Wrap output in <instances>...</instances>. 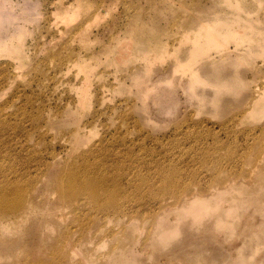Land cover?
<instances>
[{
  "label": "rangeland",
  "instance_id": "obj_1",
  "mask_svg": "<svg viewBox=\"0 0 264 264\" xmlns=\"http://www.w3.org/2000/svg\"><path fill=\"white\" fill-rule=\"evenodd\" d=\"M1 5L0 45L22 34L27 56L19 59L27 62L19 65L8 52L10 59L6 53L0 57V104L10 128L30 135L11 136L10 142L6 134L0 147L8 155L0 168L6 172L11 160L15 170L29 159L32 165L26 171L20 166L12 176L29 177L39 189L36 212L18 233L7 235L13 242L0 247V264L127 259L121 264H264V205L258 210L253 201L237 208L233 230L209 219L200 226L184 221L166 244L152 241L150 222H142V216L151 219L166 206L164 216L173 221L174 205L191 191L206 193L216 184L228 191L227 203H234L240 197L237 187L251 186L242 175L261 167L264 154V100L254 107L264 86V0H2ZM62 9L73 14L64 30L61 20L68 17ZM77 54L78 70L65 64ZM89 65L90 97L77 105L67 85L79 89ZM189 67L198 68L195 76ZM85 126L91 128L88 135ZM72 131L87 135L88 143L77 144ZM93 142L101 146L89 157L97 163L95 174L124 191V211L134 217L136 232L128 225L124 230L122 219L94 233L101 220L94 221L97 212L89 205L76 212L65 209V222L49 226L53 232L41 221L46 208L57 209L54 174L94 148ZM44 161L52 162L47 171L39 169ZM250 232L256 236L248 238ZM64 234L72 237L71 244L80 235L78 251L67 256L55 250ZM114 245L122 248V256L110 253Z\"/></svg>",
  "mask_w": 264,
  "mask_h": 264
},
{
  "label": "bare ground",
  "instance_id": "obj_2",
  "mask_svg": "<svg viewBox=\"0 0 264 264\" xmlns=\"http://www.w3.org/2000/svg\"><path fill=\"white\" fill-rule=\"evenodd\" d=\"M1 3H2V0H0V8L2 6ZM67 7L68 6H66V8ZM64 9H62V15L63 14L65 15L67 10H70V13L71 12L75 13L74 11L76 10L75 9L73 11L72 8L71 9L67 8V9H65L66 12L64 13L63 12ZM101 10H103V9H101ZM66 15L65 16L68 17L69 19L64 17L66 19L65 20L66 22L64 20H61V22L63 21L64 24L67 25V23H69V21L71 19L73 20V18H72L73 14H71V17H69L70 14L68 15V13ZM1 18H2V15L0 13V19ZM13 19H15V18H13ZM136 19L138 20V18H136ZM139 19H140V17H139ZM67 20H69V21H67ZM133 22H136V20ZM225 23H226L225 25H227L226 27L230 26V23L229 24H228V22H225ZM138 24H139V22H138ZM68 26H70V24H68L66 27H64V25H63L62 26L63 30L65 28L67 29ZM59 29L60 28H57L58 32H59ZM17 30H19V29H17ZM63 30L60 33V35H62ZM219 30H220V28H219ZM219 30L217 29V31H219ZM15 31H14V33H15ZM20 31L18 32L19 34H20ZM66 31H68V30H66ZM66 31H64V32H66ZM16 33H15V36H16ZM73 33H74V31H73ZM73 33H71V35ZM21 35L20 36L18 35L19 37L17 38V36L15 37L12 34V36H14L13 42L8 41V44L6 42V43H3L4 46H3V44L0 45V49L3 50V53L0 50V54L2 53L0 55V57L2 55H5V53H6L7 57L9 55H11V57L13 56V58H14V56H15L14 59H17V61L19 60V65H22L27 60V59L24 60V62L23 63L21 62V64H20L19 58H21L22 56L23 57L27 56V55H25L26 53L24 54V51H23L24 55H22V50L24 48L22 47ZM79 35H80V33H79ZM12 36L10 37V35H9L8 38L11 39ZM14 38L16 39V42H15ZM72 40H73V38L70 39V41H72ZM5 48H7V49H5ZM151 48H153V47H151ZM4 49H5V51H4ZM7 52L9 55H7ZM11 57H8V58L10 59ZM23 57H22V59H23ZM12 59H11V61H12ZM80 60L82 61L80 56H78V54H77L74 57H72L71 59H66L65 64L67 66L68 65H70V66L74 65L73 67H76L75 65H77L76 69L78 70V67H80ZM14 62L15 61L13 60V64H14ZM0 64H1V62H0ZM2 64L6 65V63H4V62H2ZM63 65H64V62H63ZM66 65H65V67H66ZM14 66L16 68L17 65L15 64ZM71 68L72 67H70V69ZM191 68L189 67L188 69L190 70ZM67 69H69V68H67ZM67 69L65 68L66 71H64V72H67ZM92 69L93 68L89 65L87 67V71H86L87 73H84V75L87 74L84 77V80L82 78L83 81L82 82H80L81 80L79 81V84H81V83L82 84L80 85L79 89H77L78 90V93H77L78 96L75 92V90H76L75 88H78L77 85L75 86L74 89H72L73 85H71V86L67 85L68 88L71 87V89L69 88L70 92H71V90H74V93L76 95L75 99H76L77 105H79L81 102L84 105L86 102V99H88L87 96L90 97L89 95H87L89 93V91H87V90H89L88 87L90 85V82H89L90 77L88 78V74L90 72H92ZM197 69L196 68L191 69L190 73L192 72L193 75L194 74L196 75V72L198 71ZM11 73L15 76L14 71L11 70ZM78 73L79 72H77V74ZM188 73H189V71H188ZM75 74H76V72H75ZM147 74H149V73H147ZM193 75L191 74V76H193ZM76 77L77 76H75V78ZM140 77H142V75H140ZM189 77L190 76H188V78ZM135 78H136V76H135ZM144 78H145V75H144ZM147 78L148 77L146 76L145 80H148ZM137 79H139V76H138V78H136V80H134V82L138 81ZM142 79H141V83H142ZM226 81H228V80H226ZM229 81H230V83L231 82L233 83V80L232 79L230 80V78H229ZM139 83L140 82L138 81V84ZM230 83H228V84H230ZM135 84H137V83H135ZM225 84H227V83H225ZM1 87H2V83L0 81V90L2 89ZM142 88H143V85H142ZM145 88L147 89V87H145ZM67 92H68V90H67ZM201 93H203V92H201ZM198 94H200V93H198ZM256 97H257V99L255 100L254 107H256L259 102L264 100V86H262L261 91H257ZM89 100H90V98H89ZM87 102H88V100H87ZM82 104H81V106H82ZM81 106L78 107V109H80ZM260 108L261 107L259 106L258 109H260ZM6 114H7V112L5 111V107L0 104V141H3L4 143L6 142V134H7L8 141H10V142L12 140L11 136H14V138H18L19 135L23 134L25 137H29V135H30L29 132L24 128H22V129L19 128V131H17L16 128H14V127L10 128V126L7 122L8 120L6 119ZM86 128L89 129V127H86ZM88 129H86V131H88L87 135L89 133H91L90 132L91 128L89 130ZM262 134L264 136V129L262 130ZM87 135H82V134L79 135L77 132H74V131L71 132V136L74 137V140L77 142V144H85L86 141H84V139L87 137ZM76 142H75V144H76ZM17 143H19L20 145H23L20 143V141ZM71 143H72V141H71ZM87 143L88 142H86V144ZM94 143L95 142H93V146L90 145L91 147H94V148H90L88 150H85L84 152L81 151L82 152L81 156H80V154L78 156H74V159L71 162V164L68 163L65 167L61 166V167H59L58 171H56V173L54 174V176H55L54 188L56 189V191L58 193L57 209H55L54 207H51L49 209L43 208L42 210L45 209V211H44L45 219L44 220L42 219L41 221H42L43 225H45L47 228L49 226L53 225L54 223H55L54 227H56V226H59L56 223H58L59 221H60L59 223H61V220H62L63 216L65 215V209L72 210L73 212H76L77 210H80V206L89 205L90 208L94 209L97 212L96 214L98 215V216L95 215L94 221L96 219L101 220L100 226L95 229L94 233H97L100 230L102 231L103 227L108 226L112 221L115 224L114 220H117V222H120V220L122 221V219H123L124 223H127L124 227V230H128V228H130L132 230L131 231L132 233L135 231V229L138 231L139 228L137 229L134 225V223H135L134 217H131L129 214L127 215V213L124 211L126 208V206H124V202L127 199L124 197L125 196L124 191L121 188H119V185L117 183L111 184L110 182H108L107 178H101V177L96 176L95 170L97 167V163L94 164V162H90L89 157H91V155L93 154V152L96 148H98V152H99L101 146L99 147L100 144H98V143L94 144ZM70 145L71 144L69 141L68 142V146H69L68 148H70V150H71ZM28 146L29 145H27V147ZM78 146H76V147L74 146V147L78 149L80 147V146L79 147ZM14 148H15V146H14ZM15 150H16V148H15ZM18 151H20V150H17V152ZM98 152H97V155H98ZM2 153H4L3 156H2ZM0 155H1L0 156V164H1L2 158L5 157L6 155H8V153L0 147ZM109 155H110V153L106 154V156H109ZM261 155H263V157L261 156L263 158L262 159L263 161L260 160V161H262L261 163H263L261 165V167H259V168L257 167V170H253L254 168L252 170L250 169L249 172H244L245 174L242 175L243 177H245V175H247L248 176V178H246L247 182H252V184H251V186L237 187L238 188L237 192L239 193L240 197H239V199L235 198L237 200H231V201H234V203H227L226 194L228 193V191L226 189L221 188L218 185L214 184L211 186V188H209V190L206 193H202L199 191H191L189 193L181 195L178 202L176 203V205H174L175 210H176V215L174 217V220L171 222L167 221L168 219L166 218V216H164V212H165V210H167V206L163 209H160L156 213V215L153 216L151 219H148L147 217L142 216V222L143 223L150 222L149 235L151 236V240L157 241V244H166L170 240L171 237L175 236L178 232H180V230H181V228H180L181 224L180 223H182L184 221H188V223H190V226L194 225L196 223H197V226H198V224L200 226L202 221H204V220L207 221L209 219V220L213 221L215 226H225L226 229L233 230L234 228H236L235 220L239 217V213H238L239 210H237L238 207L246 204L249 201H253L257 205L258 210H261L262 205H264V154H261ZM80 159L82 160V163H80ZM52 160H56L54 155H52ZM29 161L30 160L27 159L26 161L22 162V164L20 165V166H22L20 168V170L26 171V169H28V167L30 165H32V164H27ZM85 163H87V164L85 165ZM12 164L13 163L11 162V160H9V162L7 161V165H6L7 171L6 172L0 168V178H1L0 179V238L2 236L4 237L3 241L0 240V247L5 246L7 243L13 242V240H9L7 235L11 236L12 234L18 233L22 223L24 221H28L34 215V213L36 212L37 207H38V203H37L36 198H35V192L39 189V188H37V184L35 182L32 183V179H30L29 177L25 178L24 181H21V180H19V177L16 179V176H12V174L18 172V170H19L18 168L20 167V166L16 167L15 170H12ZM101 164L103 165V162H101ZM51 166H52V162L49 163V162L44 161V162H42L41 167L39 169L42 171L46 168V171H47ZM27 172H28L27 173V176H28L30 174L29 173L30 171L27 170ZM51 184H52V182H51ZM38 195H39V193H38ZM57 210L59 212H57ZM130 212H132V208H130L129 213ZM78 215H79V217L77 220L80 224V213ZM62 222H63V220H62ZM64 222H65V219H64ZM85 222L86 221H83V224ZM117 222L115 224L116 226L118 225ZM143 223H140V224H143ZM61 225H62V223L60 224V226ZM127 225L130 227H128ZM143 225H145V224H143ZM133 226H134V228H133ZM142 226H140V227H142ZM197 226H195V227L197 228ZM46 227L45 228L43 227L44 230L47 229ZM126 227H128V228H126ZM51 228H53V227L51 226ZM49 229H50V227H49ZM50 231H52V230L50 229ZM86 232L88 235V232H89L88 229H86ZM73 233H75L74 230H71L70 234L72 236H73ZM115 234L118 235L117 233H115ZM254 234H255L254 232H250V234L248 235V238L249 237L252 238L253 236H256ZM50 235H52V234H50ZM48 238H50L49 235H48ZM71 238L72 237L66 236L64 234L61 236V240H60L63 242L62 247L55 245V247H56L55 250L56 251L58 250L59 252H61L62 256H67V255L72 254L73 252H75L74 250H77V248H75V246L80 245V243H79L80 242V235H79L78 239L76 240L75 244L70 243ZM138 238H139V236H138ZM138 238H135V239H138ZM46 240L48 241L47 236H46ZM123 241H125V240H123ZM148 241H149V239H148ZM96 246H97V244H96ZM97 248L98 247H95L94 249L96 250ZM3 249H4V247H3ZM110 249H112V252L110 251L111 254L114 253V255L117 254V256H122V248L121 247L114 245V247H112ZM103 255H105V254H103ZM100 256H101V254H100ZM110 256L111 255H109L108 257H110ZM4 257H8V259H9V256L5 255V252H4ZM0 258H1V256H0ZM2 258H3V253H2ZM127 261H128V259L127 260H121L118 263L113 261L112 263H109V264H121V263H125ZM129 263H131V260H129L128 264Z\"/></svg>",
  "mask_w": 264,
  "mask_h": 264
}]
</instances>
